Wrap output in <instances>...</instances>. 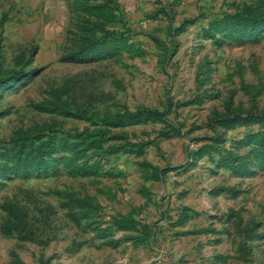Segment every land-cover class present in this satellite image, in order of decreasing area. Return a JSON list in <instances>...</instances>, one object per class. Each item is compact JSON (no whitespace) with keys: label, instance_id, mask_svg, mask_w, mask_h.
<instances>
[{"label":"rangeland","instance_id":"374dc122","mask_svg":"<svg viewBox=\"0 0 264 264\" xmlns=\"http://www.w3.org/2000/svg\"><path fill=\"white\" fill-rule=\"evenodd\" d=\"M0 264H264V0H0Z\"/></svg>","mask_w":264,"mask_h":264},{"label":"trees","instance_id":"16d2710c","mask_svg":"<svg viewBox=\"0 0 264 264\" xmlns=\"http://www.w3.org/2000/svg\"><path fill=\"white\" fill-rule=\"evenodd\" d=\"M125 117L130 120V119H134L135 117L137 116H134L133 114H128V115H125Z\"/></svg>","mask_w":264,"mask_h":264}]
</instances>
